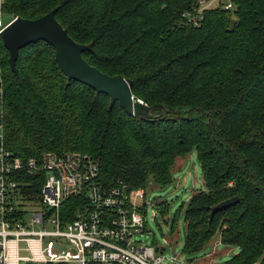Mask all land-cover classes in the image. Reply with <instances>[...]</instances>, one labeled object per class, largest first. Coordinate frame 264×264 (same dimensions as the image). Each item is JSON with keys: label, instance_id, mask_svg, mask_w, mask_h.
<instances>
[{"label": "trees", "instance_id": "16d2710c", "mask_svg": "<svg viewBox=\"0 0 264 264\" xmlns=\"http://www.w3.org/2000/svg\"><path fill=\"white\" fill-rule=\"evenodd\" d=\"M3 1L7 14L29 19L55 8L68 35L91 44L82 53L89 64L131 80L147 106L165 108L137 119L118 102L110 107L108 96L68 79L44 41L19 50L15 74L0 41L6 147L22 157L87 153L103 184L131 190L169 185L176 159L195 149L205 189L183 212V252L217 234L238 248L232 264H264V0L208 8L199 26L183 17L193 0ZM42 183L43 176L33 181L36 195ZM233 196L236 204L210 216ZM79 200L63 208L71 213Z\"/></svg>", "mask_w": 264, "mask_h": 264}, {"label": "built area", "instance_id": "2783aa9c", "mask_svg": "<svg viewBox=\"0 0 264 264\" xmlns=\"http://www.w3.org/2000/svg\"><path fill=\"white\" fill-rule=\"evenodd\" d=\"M3 0H0V14ZM232 9L230 0H193L183 13L199 26L208 8ZM0 19V31L17 16ZM5 76L0 56V264H177L178 255L140 244L145 231L144 189L103 184L97 161L79 151H43L22 157L6 147ZM43 176L40 192L33 181ZM32 177V179L30 178ZM35 194V197H33ZM71 197L79 203L68 212ZM31 213L26 220L25 216Z\"/></svg>", "mask_w": 264, "mask_h": 264}, {"label": "water", "instance_id": "95a60500", "mask_svg": "<svg viewBox=\"0 0 264 264\" xmlns=\"http://www.w3.org/2000/svg\"><path fill=\"white\" fill-rule=\"evenodd\" d=\"M56 9L34 18L16 17L0 31V41L7 51V64L17 74L16 60L21 48L37 41H44L54 49V58L61 72L68 78L76 80L97 93L109 97V106L118 102L120 107L134 118H151L165 110L162 104L147 106L132 94V81L121 75H108L89 64L82 53L91 49V44H80L74 41L67 30L57 21ZM157 109L152 112V109ZM238 202L233 196L218 202L210 208V216Z\"/></svg>", "mask_w": 264, "mask_h": 264}, {"label": "rangeland", "instance_id": "374dc122", "mask_svg": "<svg viewBox=\"0 0 264 264\" xmlns=\"http://www.w3.org/2000/svg\"><path fill=\"white\" fill-rule=\"evenodd\" d=\"M1 7L4 9L3 4ZM9 18V14L5 12L0 14L3 22ZM172 178L173 181L164 187L148 182L144 189V200L147 202L144 215L145 231L137 235L136 240L142 245L163 247L167 255H178L180 263L177 264H232L229 258L238 252V248L222 244L217 234L205 240L199 246V251L192 254H187L185 250L186 253L183 252L186 234L183 212L194 191L205 189L195 149L176 159L172 168ZM157 201L163 202L166 207L163 210L159 209L155 206ZM30 217L31 213H28L25 219L28 220ZM171 221L174 222L172 228ZM226 260L229 261L226 263Z\"/></svg>", "mask_w": 264, "mask_h": 264}]
</instances>
